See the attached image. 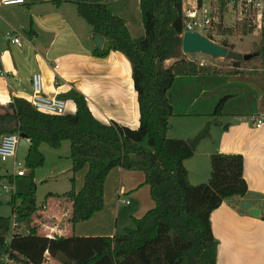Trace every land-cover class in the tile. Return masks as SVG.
I'll return each mask as SVG.
<instances>
[{"label": "trees", "instance_id": "obj_1", "mask_svg": "<svg viewBox=\"0 0 264 264\" xmlns=\"http://www.w3.org/2000/svg\"><path fill=\"white\" fill-rule=\"evenodd\" d=\"M67 1L76 4L78 14L95 34L109 41V47L97 49L96 53L105 56L116 50L130 61L139 103V125L131 128L114 120L108 124L99 121L84 95L72 91L69 95L76 103V111L64 115L41 113L24 97L0 104V139L14 132L25 135L30 140L25 162L31 168L44 162L42 143L58 149L64 141L70 142L72 171L87 167L84 184L78 191L72 188L49 194L72 201L68 215L71 231L77 223L104 209L105 182L115 167L143 172L154 206L142 217H134V225L121 233L69 232L48 236L38 233L34 224L39 208L32 188L12 208L15 221L10 239V217L0 216V256H8L13 264H51V260L58 264H217V240L210 216L226 198L246 195L244 157L241 153L211 154L209 180L192 184L184 160L192 157L199 142L209 135L210 123L190 139L169 137L170 118L175 113L167 93L177 76L237 74L247 69L241 60H232V68L226 70L181 53L185 0H140L145 36L139 40L132 38L126 20L114 14L107 1ZM238 1L218 0L222 14L228 3ZM251 23L249 27L255 29ZM219 28L218 34L223 35H232L235 30ZM247 29L242 33L250 32ZM220 44L232 47L226 39ZM253 45L254 54L247 62L264 64V26L260 40ZM172 58L175 60L165 66L164 62ZM228 97L218 100L212 115L223 113Z\"/></svg>", "mask_w": 264, "mask_h": 264}, {"label": "crops", "instance_id": "obj_2", "mask_svg": "<svg viewBox=\"0 0 264 264\" xmlns=\"http://www.w3.org/2000/svg\"><path fill=\"white\" fill-rule=\"evenodd\" d=\"M105 1L114 14L126 20L134 40L145 36L140 0ZM189 2L191 6L185 8L196 4V0ZM10 31L19 35L21 45L10 42L7 38ZM94 34L78 14L76 4L67 0H26L22 5L0 7V104L5 105L14 97L29 99L31 76L41 71L45 92L65 98L66 113L76 111V103L69 94L77 91L84 95L99 121L108 124L114 120L137 128L140 112L131 63L120 51L110 50L105 56L96 53L110 43L105 38L103 47H96ZM166 62L165 66H169L170 61ZM167 94L175 113L170 118L169 137L190 139L204 128L206 121L212 122L209 135L199 142L194 155L184 160L192 184L209 179L211 154L241 153L244 157L246 195L226 198L210 216L217 240V264H264V69L177 76ZM225 95L230 97L223 113L212 115L218 100ZM177 116H189L194 121L171 135L175 128L172 118ZM259 117L263 123L258 127L256 118ZM222 118L228 121L221 129L224 122L219 125V119ZM181 131L188 133L187 136L178 135ZM84 170L86 174L87 167ZM110 195L114 199L126 195L135 198L128 216L121 218L118 209L113 207L111 212L115 217H110L103 211L105 202L103 210L77 223L71 231L68 215L72 201L50 196L49 202L34 214L38 233L113 235L123 232L130 227V220L143 216L154 206L150 187L141 171L113 168L105 182L104 200ZM123 199L129 200L125 204H131L129 198ZM243 203L258 208L260 214L254 215L242 208Z\"/></svg>", "mask_w": 264, "mask_h": 264}, {"label": "rangeland", "instance_id": "obj_3", "mask_svg": "<svg viewBox=\"0 0 264 264\" xmlns=\"http://www.w3.org/2000/svg\"><path fill=\"white\" fill-rule=\"evenodd\" d=\"M186 6H191L189 0H186ZM225 19V26L234 28V33L232 35H223L218 34L215 37L216 42L220 43L224 39L232 45L229 47L234 51L245 54V53H252L254 50V43H257L260 40L261 30L254 29L249 27V22L251 20L249 17H246L244 20H238L237 15L235 13L228 15ZM252 25L254 23H251ZM230 25V26H229ZM246 25V26H245ZM256 27V25H254ZM246 27L247 30L250 32L242 33L243 29ZM220 31V28H218ZM181 53L189 59H196L198 61L204 63H214L218 64L219 66H223L224 69L230 70L232 68V60L227 58H213L209 55L203 53H184L181 49ZM175 59H169L170 64ZM166 62V63H169ZM242 65L247 70H259L264 69V64L259 63L257 61H245L241 60ZM164 62V65H165ZM205 118V117H203ZM194 118L182 117L177 116L176 118H172V124H174L175 128L174 131L171 130V135L175 134L180 129L183 130L187 126L191 125ZM206 120V119H203ZM224 124L221 126L225 127L227 119H219ZM210 123V124H209ZM209 124L211 126L212 122L206 121L205 126ZM204 126V127H205ZM178 135L187 136L188 133L184 131L178 132ZM196 135V134H195ZM215 135V134H214ZM206 138V137H205ZM30 147L29 140L27 138L21 137L19 138V142L17 145V153L16 158L22 163L24 169L26 170L27 174L25 176H16L14 172L16 168L14 166V159L11 158L5 162L0 161V216H9L10 217V229L7 234V238L10 239L14 232V221L15 216L12 211L14 205H18L22 201V196L26 195L32 188L35 190L36 196V203L39 209H42L43 203L49 202L50 200V192L52 193H64L72 188L76 191L80 190L84 184V177H85V170L82 169L76 173L72 171V160H71V149H70V142L68 140L62 143L60 148H53L50 147L47 143H42L40 150L44 155V162L42 165L31 168L26 165V156L28 154V150ZM209 177L211 175V163L209 169ZM10 176V178H9ZM209 179L201 181L199 183L207 182ZM199 183H195L199 184ZM194 184V183H193ZM7 187V188H6ZM9 188V189H8ZM112 193V192H111ZM113 194V193H112ZM14 195H16L14 200ZM122 198H129L131 204H125L121 202H117L118 199H114V197L108 196L105 199L106 206L103 211L110 215V217H115V213L111 212L113 207L117 208L122 217H126L130 214L131 210L135 205V198L132 196H123ZM142 217V216H141ZM122 220L120 219V222ZM129 226H133V220L129 221ZM121 226V225H120ZM21 231H25L24 228L21 227ZM122 232V230H120ZM9 264H13L11 261ZM51 264H58L56 260H51Z\"/></svg>", "mask_w": 264, "mask_h": 264}, {"label": "built area", "instance_id": "obj_4", "mask_svg": "<svg viewBox=\"0 0 264 264\" xmlns=\"http://www.w3.org/2000/svg\"><path fill=\"white\" fill-rule=\"evenodd\" d=\"M26 0H0V7L10 5H22ZM235 13L238 20H244L249 17L256 29L264 26V0H240L236 4L230 2L227 4L225 13L220 11L218 0H196L194 7L185 8L183 13L184 32L198 31L211 40L215 41L218 35V28L225 26V17ZM230 26V25H229ZM212 37H210V36ZM7 38L11 43L21 45V38L14 32H8ZM218 43V42H217ZM58 68V65H55ZM58 83V79L55 80ZM33 108L41 113L49 115L66 114V100L58 93L48 94L45 92L44 76L41 71H35L31 76V92L28 99ZM256 125L259 127L263 123V118H256ZM19 132L4 134L0 139V161L14 159V166L17 168L14 172L16 176H25L27 174L22 163L16 158L17 145L20 138ZM7 188V187H6ZM9 189V188H8ZM119 202L129 203V200L118 197ZM8 256H0V264H9Z\"/></svg>", "mask_w": 264, "mask_h": 264}, {"label": "water", "instance_id": "obj_5", "mask_svg": "<svg viewBox=\"0 0 264 264\" xmlns=\"http://www.w3.org/2000/svg\"><path fill=\"white\" fill-rule=\"evenodd\" d=\"M93 42L96 47L102 48L105 42V37L100 34L93 35ZM182 51L184 53L196 54L203 53L213 58H227L231 60H249L254 53L241 54L229 47L211 40L206 35L198 31H186L183 34ZM21 137L26 138L25 135ZM242 208L248 209L252 214L259 215L260 210L252 207L250 203H243Z\"/></svg>", "mask_w": 264, "mask_h": 264}]
</instances>
